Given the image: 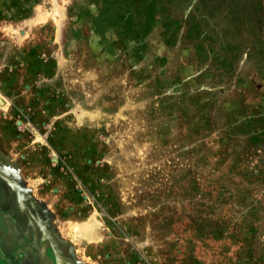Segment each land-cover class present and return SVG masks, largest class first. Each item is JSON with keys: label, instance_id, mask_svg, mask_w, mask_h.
Masks as SVG:
<instances>
[{"label": "rangeland", "instance_id": "obj_1", "mask_svg": "<svg viewBox=\"0 0 264 264\" xmlns=\"http://www.w3.org/2000/svg\"><path fill=\"white\" fill-rule=\"evenodd\" d=\"M264 264V0H0V264Z\"/></svg>", "mask_w": 264, "mask_h": 264}, {"label": "water", "instance_id": "obj_2", "mask_svg": "<svg viewBox=\"0 0 264 264\" xmlns=\"http://www.w3.org/2000/svg\"><path fill=\"white\" fill-rule=\"evenodd\" d=\"M42 241H46L53 257V264H75V262L64 255L57 239L44 226H42Z\"/></svg>", "mask_w": 264, "mask_h": 264}, {"label": "bare ground", "instance_id": "obj_3", "mask_svg": "<svg viewBox=\"0 0 264 264\" xmlns=\"http://www.w3.org/2000/svg\"><path fill=\"white\" fill-rule=\"evenodd\" d=\"M62 264V263H61Z\"/></svg>", "mask_w": 264, "mask_h": 264}]
</instances>
